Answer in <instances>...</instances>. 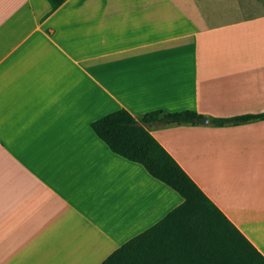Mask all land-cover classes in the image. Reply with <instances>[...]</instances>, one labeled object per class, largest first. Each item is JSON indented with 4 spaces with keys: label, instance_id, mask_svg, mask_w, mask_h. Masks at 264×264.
Here are the masks:
<instances>
[{
    "label": "crops",
    "instance_id": "obj_1",
    "mask_svg": "<svg viewBox=\"0 0 264 264\" xmlns=\"http://www.w3.org/2000/svg\"><path fill=\"white\" fill-rule=\"evenodd\" d=\"M119 109L264 113V0H0V264H102L182 205L92 130ZM147 129L264 255V121Z\"/></svg>",
    "mask_w": 264,
    "mask_h": 264
},
{
    "label": "trees",
    "instance_id": "obj_2",
    "mask_svg": "<svg viewBox=\"0 0 264 264\" xmlns=\"http://www.w3.org/2000/svg\"><path fill=\"white\" fill-rule=\"evenodd\" d=\"M53 9L67 0H48ZM234 127L264 121L262 114L205 117L195 111H153L135 118L119 109L91 124L117 156L140 164L178 193L183 203L163 220L116 250L102 264H264V255L225 216L147 126Z\"/></svg>",
    "mask_w": 264,
    "mask_h": 264
},
{
    "label": "water",
    "instance_id": "obj_3",
    "mask_svg": "<svg viewBox=\"0 0 264 264\" xmlns=\"http://www.w3.org/2000/svg\"><path fill=\"white\" fill-rule=\"evenodd\" d=\"M200 123L202 124H209V120L208 119H203L200 121Z\"/></svg>",
    "mask_w": 264,
    "mask_h": 264
}]
</instances>
